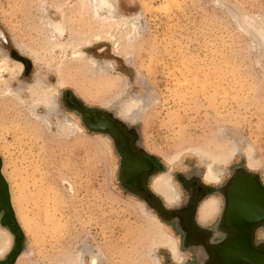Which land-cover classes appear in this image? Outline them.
<instances>
[{"label": "rangeland", "instance_id": "rangeland-1", "mask_svg": "<svg viewBox=\"0 0 264 264\" xmlns=\"http://www.w3.org/2000/svg\"><path fill=\"white\" fill-rule=\"evenodd\" d=\"M113 2L107 14L90 0H0L2 170L42 237L28 264L70 258L75 237L108 264H150V250L157 264H176L149 214L162 223L123 191L112 139L89 129L66 93L135 130L166 171L203 176L211 166L222 182L243 170L264 185V0ZM129 109L132 125L118 118ZM45 215L64 227L53 239ZM181 253V264H197Z\"/></svg>", "mask_w": 264, "mask_h": 264}, {"label": "flooded vegetation", "instance_id": "flooded-vegetation-1", "mask_svg": "<svg viewBox=\"0 0 264 264\" xmlns=\"http://www.w3.org/2000/svg\"><path fill=\"white\" fill-rule=\"evenodd\" d=\"M64 101L81 116L89 129L112 139L120 158L123 191L133 195L173 232L180 253L187 250L197 254V264H249L250 259L264 257V212L257 214L255 207L250 206L254 203L250 200V191L243 195L240 208L239 196L234 201L230 197V189L238 177L255 175L238 170L218 184H208L203 176L194 173H171L170 178L180 195L178 203L169 206L152 188L154 178L165 174L166 169L140 143L136 131L105 112L84 108L69 93L64 95ZM210 198L218 200V210L213 218L202 224L199 209ZM260 201L263 203L264 198ZM233 203L235 209L229 214ZM261 217V220H255ZM242 220L253 221L243 227L240 225Z\"/></svg>", "mask_w": 264, "mask_h": 264}, {"label": "bare ground", "instance_id": "bare-ground-1", "mask_svg": "<svg viewBox=\"0 0 264 264\" xmlns=\"http://www.w3.org/2000/svg\"><path fill=\"white\" fill-rule=\"evenodd\" d=\"M92 5H94L96 8H99L100 10L104 11L105 13H113L114 10V2L113 0H90ZM60 31V28L58 25L54 26V32L58 34ZM95 41L97 43L107 42L103 41L101 38H96ZM29 59L35 64V55L27 56ZM76 57V54H75ZM106 66L110 69L112 67L109 63L106 64ZM14 69L17 71V73H20L22 71V66L15 62L14 63ZM12 71L8 72L9 74ZM38 85V84H37ZM35 86H31L28 88L29 93L34 91ZM13 94V93H12ZM55 101L52 99H46L42 101V106L46 109V111L50 112L53 108ZM135 111L129 109L128 111L125 110L124 112H120L118 114V118L121 121H124V123L133 124L135 116ZM77 128V123H72L70 126V129ZM199 157L198 155H196ZM200 158V157H199ZM167 163L169 165H172L175 160L172 158L166 159ZM246 168L248 170H252L249 164L246 165ZM2 174L8 182V179H10V174L5 175L4 170H2ZM171 170L167 169L165 174H161L154 178L152 183V188L154 192H156L159 196H161L164 201L169 206H174L179 201V193L176 190L171 178H170ZM223 171H217L211 166H207L204 173H203V180L204 182L208 184H216L224 177ZM19 190V189H17ZM10 198H11V204L12 207L16 213V218L18 220V224H20V227L22 231H24L25 235L29 238V243L27 245V249L21 253L19 258L16 261V264H28L31 260H33V257L35 256V253L32 251V248L36 243H38L40 240L42 241V237L40 236H34L32 235V230L30 229L31 226H29L30 221L32 219L26 218L24 215L25 208L23 210L21 205V198L18 196V193L16 191V195L12 196L10 192ZM218 210V200L215 198H210L206 200L199 209V221L202 224H206L211 218H213L216 215V212ZM24 211V212H23ZM151 217V220L158 224V226L162 229L163 232L161 234V241L160 246L162 249H165L168 254L171 257L172 262L176 264H181L184 260V255L179 252L178 250V244L176 242V238L171 234L167 233V230L165 231V227L158 223L155 218L149 214ZM19 218V219H18ZM53 218L51 216L45 215L44 216V223L42 227V231L44 235H48L49 238L52 239L54 235H59L61 232L64 231L63 226L56 225L55 222L52 220ZM40 230V231H41ZM47 243V242H46ZM73 246L70 252V258H58L55 259H48V261H45L46 257H42L40 264H108L107 261L100 256V254L94 255L93 248L88 245V242L86 240H82L81 238L75 237ZM11 249V238L10 235L0 227V260L5 257V255L9 252ZM154 251L150 250L148 254V259H150V264H157L158 258L152 253ZM40 255V254H39ZM57 255V254H56ZM54 258V256H53ZM88 259V261H86Z\"/></svg>", "mask_w": 264, "mask_h": 264}, {"label": "water", "instance_id": "water-1", "mask_svg": "<svg viewBox=\"0 0 264 264\" xmlns=\"http://www.w3.org/2000/svg\"><path fill=\"white\" fill-rule=\"evenodd\" d=\"M115 120L117 119L115 118ZM88 123L93 128L91 122L88 121ZM249 191H250V200L254 202L253 205L250 204V206L253 208L255 207V212H257V214H261L262 212H264V202L262 203V201H260L259 203L258 201L261 197L264 198V185L262 184L259 176H255L252 178H248L246 176L238 177L237 181L234 183V187L230 189L231 200L233 199L234 201V198L238 195L239 196L238 206L240 208L243 205L242 203L243 195L245 196V194ZM234 209H235V204L233 203L230 205L229 214H231ZM261 219L262 217L256 218L255 220H261ZM252 221L253 220L250 221L242 220L240 221V225L244 227L250 224ZM0 226L7 229L10 236L12 237V244H13L12 250L8 252L5 258L0 260V264H16L17 259L22 253L24 234L20 225L16 220V216L11 204L9 186L2 174L1 158H0ZM248 263L264 264V257L250 259L248 260ZM232 264H241V263L238 262Z\"/></svg>", "mask_w": 264, "mask_h": 264}]
</instances>
